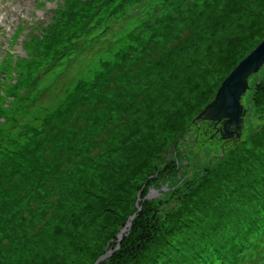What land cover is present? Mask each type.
<instances>
[{
	"label": "rangeland",
	"instance_id": "374dc122",
	"mask_svg": "<svg viewBox=\"0 0 264 264\" xmlns=\"http://www.w3.org/2000/svg\"><path fill=\"white\" fill-rule=\"evenodd\" d=\"M117 1L0 0V151L8 154L4 145L17 135L16 129L12 133L7 132L11 124L16 128L38 124L45 133L50 128L55 129L51 137L32 154L35 155V171L18 182L16 190L9 195L17 198L18 206H15L14 212L24 210L26 221L33 216L32 225L43 226L53 201L67 191L59 203L62 204V214L52 226L51 222L48 226L51 231L55 222L60 224L64 217L66 219L70 214L77 213L83 206L82 187L77 190V201L68 194L69 190L77 188L78 179L87 181L88 190L97 186L90 198L87 196V201H84L86 214L80 218L83 229L71 240L73 246L69 244V237L65 236L50 242L45 248H37L23 261L24 264H95L97 260L93 257L101 249L105 257L97 263L100 264L111 256L112 252L105 251L123 230L127 221L124 219L135 215L137 208L144 209L146 219L155 214L162 225L167 224L168 216L182 204L194 209L189 212L190 215L193 212L191 216L197 218L205 214L200 202L209 198L212 189L205 184L200 187L199 183L207 170L218 165L223 158V150L214 142H201V139L198 142L190 135L189 139L181 137L184 140L180 141L181 134H175L178 129L192 123L207 102L214 100L226 75L264 38V0H233L226 18L220 11L226 0H213L197 21L201 31L180 64L183 65L182 73L173 74L163 88L152 94L148 103L140 100L128 113L115 108L110 93L105 96L107 103L99 105L96 100L90 101L87 89L101 73L102 62L118 61L114 56L118 49L127 54L132 38L149 23L136 18L132 12L124 31L119 32L118 26L109 23L110 33L101 34L99 38L85 40L78 36L88 29L90 36L106 27L107 22L101 15L118 9ZM202 1L198 0V3ZM161 3L162 0L150 3L151 21L153 9ZM95 9L99 11L96 14ZM101 17L100 26L87 28V24L91 27L93 21ZM34 25V30L30 31ZM73 32L76 35L68 49L71 52H61L52 56L50 61L46 60L54 55L56 47L71 38ZM116 32L119 35L115 38L121 45L114 46V50L108 49ZM24 37L25 42L22 41ZM38 44H43L45 48L39 50ZM199 45L202 46L197 50ZM29 56L35 57L39 64L34 67L26 64ZM16 62L20 63V74L27 68L31 69L30 74L19 82L15 72L20 67L11 70V65ZM249 83L251 88L245 98V126L242 138L234 144L238 145L234 159L239 164L229 159L226 163L230 165L224 166V170L232 165L239 169L242 167L252 173L262 187L264 148L255 150L253 144L257 138L264 140V68ZM60 107L64 110L59 117L64 118L61 126L58 117L48 119L50 112ZM35 117H39L38 123ZM131 120L134 121L125 127ZM199 123L202 124L198 128L202 130L213 128L208 121ZM64 131L69 134L64 141L69 140L61 150L68 147L75 149L70 162L62 161L60 154L47 150L63 140ZM21 138L20 134L15 139ZM186 141L191 147H187ZM179 143L185 148L182 156ZM134 149H140L144 159L130 162L127 168L121 163ZM172 165H175V171L171 170ZM220 172L218 168L217 172H213L216 174L210 177L216 190L229 180L226 179L227 174L225 177L218 176ZM153 184H162L160 193ZM35 186L37 194L32 190ZM229 186L231 190L237 189L233 183ZM154 191L159 194L154 195ZM215 194L220 199L225 197L219 190ZM188 195L191 197L187 198ZM145 197L149 198L143 201ZM232 198L237 200L238 194L233 193L229 199ZM207 218H210L209 215ZM18 224L19 219L0 223V247L8 244L10 236H22L21 229L16 228ZM135 224V229L129 231L130 240L143 230L142 221ZM69 230H72L71 226ZM113 232L114 238L109 240ZM21 252L23 250L7 257L18 260ZM123 261L130 262V258Z\"/></svg>",
	"mask_w": 264,
	"mask_h": 264
},
{
	"label": "trees",
	"instance_id": "16d2710c",
	"mask_svg": "<svg viewBox=\"0 0 264 264\" xmlns=\"http://www.w3.org/2000/svg\"><path fill=\"white\" fill-rule=\"evenodd\" d=\"M118 1L117 6H120L118 9L109 14L101 15L104 17V22H107L106 27L99 29L96 34L92 33L90 36L88 35L89 29L78 36L84 37L85 40H93L101 34H108L111 29L109 23L118 26L119 32L124 31L132 12L136 18L145 19L149 23L132 38V44L129 46L127 54L124 55L118 49L114 54L118 61L111 63L109 60H105L102 62L101 73L92 80L87 89L90 101L96 100L99 105L107 103L108 100L105 99V96L110 93L115 108L123 113H128L140 100L148 103L153 96L152 94L163 88L167 83L166 81L173 78V74L182 73L181 67L183 65L180 64L184 62L188 48L193 47V43L198 37L197 34L201 31L198 30L197 21L213 0H203L201 4L198 3V0H162V3L153 9L152 21L149 18L152 13L150 3L155 0ZM163 1L165 2L163 3ZM232 1L226 0L220 9L224 18L228 14ZM98 12L95 9L94 13ZM103 17L93 21L94 25L91 27H88L87 24V28L100 26ZM75 33H72L70 39L64 40L62 46L56 47L52 54L60 55L62 51L71 52L68 49L72 46ZM116 35L119 33H114L112 45L107 46L108 49L114 50V46L121 45L118 42L119 39L115 38ZM174 41H176L175 44H173ZM201 46L199 45L197 50ZM93 67L95 68V65ZM99 92H101L100 96ZM62 111H64L62 107L57 108L48 115V119L58 117V123L61 126L64 120V118H59L62 117ZM133 121L127 122L125 127L130 126ZM201 124L190 122L178 129L175 135L181 134L180 141L184 140L181 137L189 139L190 135L194 136L198 142L200 139L201 142H214L223 150V158L218 165L207 170L199 183L200 187L205 184L212 189L209 192V198L200 202V205L205 208V214L197 218L191 216L193 212L191 215L189 212L194 209L182 204L168 216L167 224L162 225L155 214H151V218L146 219L147 214L144 209L137 208L135 217L131 221L130 227L122 234L121 240L118 242L117 237L108 244L105 253L109 250L112 252L111 256L106 257L100 264H262L260 259L264 256V185L259 186L260 181L254 180L252 173H248V170L242 167L239 169L236 165H232L225 171L224 166L230 165V163H226L227 160L231 159L232 161L235 158L234 153H236L235 150L238 145L234 144L237 141H223L219 135L214 136V129L202 130V128H198V125L201 126ZM13 129L17 131L16 137L21 134L22 138L18 140L15 137L4 145V150L8 154L0 151V223L19 219L20 224L16 228L21 229L23 234L21 237L14 235L12 238L10 236L8 244L0 247V264H24L23 261L37 248H45L50 242L65 236L69 237V244L73 246L71 240L79 235L77 232L83 229L80 218L86 214L84 208L87 206L84 205V201H87V196L90 198V195L97 188L96 186L93 190H88L87 181L78 179L77 188L69 190L68 194L70 193L71 197L77 201L79 192L77 190L82 187L81 200L83 206L79 207L77 213L70 214L66 219L64 217L60 224L55 222L51 231L48 230V226L50 222L52 226L56 218L58 220L62 214V204L59 205V203L65 198L67 191L65 193L63 191L61 196L53 201L43 226L32 225L33 216L31 214V219L26 221L24 210L14 212L15 206H18L17 198H11L9 195H12V192L16 190L18 182L25 180L28 174L35 171V155L32 154L51 137L55 129L50 128L49 132L45 133L38 124L26 125L21 128H16L12 124L7 128V132L12 133ZM62 134L63 140L54 143L47 150H50V153L56 152V155L60 154L62 161L70 162L72 155H75L72 153L75 149L68 147L61 150L65 146L64 143L69 140L64 141L69 135L67 131ZM40 136L42 139H38ZM187 142L189 141L185 143L187 144ZM179 145L178 149L182 156L185 153L183 151L185 148L182 147L181 143ZM187 147L191 146L187 144ZM263 148L264 140L261 141L260 138H257L253 144V149L260 150ZM141 150L143 151V148ZM141 150H132L121 164L128 168L130 162L134 163L137 159L142 161L144 155L141 154ZM234 160L238 165L239 161ZM174 166H171L173 171H175ZM218 168L219 171L221 170L220 173L223 172V174L219 173L218 176L225 177L227 174L226 179L229 180L216 190L210 177L216 174L213 172L215 170L217 172ZM70 179L72 177L68 181ZM232 183L236 185L237 189L231 190L229 184ZM153 186L159 193L161 192L162 184H153ZM36 187L32 188L35 194H37ZM218 190L221 195L224 193L225 197L220 199L215 194ZM233 193L238 194L237 200L229 199ZM83 196L85 199H82ZM189 197L191 195L187 196V198ZM207 204L209 205L206 206ZM208 215L210 218H207ZM129 217L124 219L127 221L123 228L126 226ZM139 221L143 223V230L139 232V236L137 233V237L135 236L133 240H130L129 231H133L135 223ZM70 226L71 231L69 230ZM113 234L115 232L108 238L109 240L114 238ZM21 250L23 252L19 255L18 260H9L13 253L16 255ZM8 254L10 257H7ZM102 255L104 254L100 249V252L94 255L93 260L96 261ZM124 256L127 258H121ZM128 257L130 262L126 261L125 263L123 260L128 259ZM241 257V261L237 262Z\"/></svg>",
	"mask_w": 264,
	"mask_h": 264
},
{
	"label": "water",
	"instance_id": "95a60500",
	"mask_svg": "<svg viewBox=\"0 0 264 264\" xmlns=\"http://www.w3.org/2000/svg\"><path fill=\"white\" fill-rule=\"evenodd\" d=\"M263 68L264 38L226 75L214 100L206 103L192 123L208 121L216 128L221 140L238 141L242 136L244 119L247 114L245 98L247 91L251 88L249 81ZM153 194L158 195L157 191H154ZM134 216L129 218L125 228L119 234L118 242L125 230L130 227ZM104 257V255L100 256L95 264Z\"/></svg>",
	"mask_w": 264,
	"mask_h": 264
},
{
	"label": "flooded vegetation",
	"instance_id": "af4514ba",
	"mask_svg": "<svg viewBox=\"0 0 264 264\" xmlns=\"http://www.w3.org/2000/svg\"><path fill=\"white\" fill-rule=\"evenodd\" d=\"M212 129H214V136H217L218 135V132L216 131V128L213 127ZM218 130V129H217Z\"/></svg>",
	"mask_w": 264,
	"mask_h": 264
}]
</instances>
